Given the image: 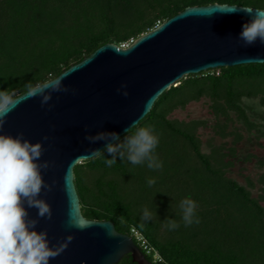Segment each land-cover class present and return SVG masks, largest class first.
Listing matches in <instances>:
<instances>
[{
    "label": "trees",
    "instance_id": "obj_1",
    "mask_svg": "<svg viewBox=\"0 0 264 264\" xmlns=\"http://www.w3.org/2000/svg\"><path fill=\"white\" fill-rule=\"evenodd\" d=\"M214 3L264 8V0H0V91L22 95L29 83L57 77L105 43L135 41L186 7ZM202 97L210 98L216 117L231 121L233 112L247 128L254 127L242 98L259 97L264 104V63L189 74L155 100L137 127L154 129L161 169L133 165L119 155L108 167L105 160L113 156L105 149L75 165L82 215L113 222L151 264H264V188L255 198L226 175L233 163L225 158L234 149L207 155L200 149L197 123L169 119L175 109ZM148 178L156 183L148 186ZM185 198L196 202L198 224L183 223L179 205ZM145 208L152 219H143ZM169 219L179 227L169 230ZM117 264L138 263L127 254Z\"/></svg>",
    "mask_w": 264,
    "mask_h": 264
},
{
    "label": "water",
    "instance_id": "obj_2",
    "mask_svg": "<svg viewBox=\"0 0 264 264\" xmlns=\"http://www.w3.org/2000/svg\"><path fill=\"white\" fill-rule=\"evenodd\" d=\"M243 7L218 3L186 7L128 47L105 43L65 69L58 76L67 73L62 85L69 90L52 91L47 104H41L39 95H19L0 134L22 133L33 144L41 142L44 151L38 163H50L41 170L42 177L47 184L55 181L52 191L42 190L38 197L51 206V219L39 218L38 209L27 203L24 207L30 219L38 220L35 230L47 231L50 247L73 236L49 264H117L127 254L138 264H151L133 238L118 232L113 222L82 215L73 163L92 149L106 147L107 141L92 143L86 136L116 132L121 137L165 90L187 75L264 63V44L257 40L245 45L238 38L242 25L252 18Z\"/></svg>",
    "mask_w": 264,
    "mask_h": 264
},
{
    "label": "clouds",
    "instance_id": "obj_3",
    "mask_svg": "<svg viewBox=\"0 0 264 264\" xmlns=\"http://www.w3.org/2000/svg\"><path fill=\"white\" fill-rule=\"evenodd\" d=\"M242 10L252 15V18L242 25L238 38L245 45H253L257 40L264 44V8L243 7ZM66 74L50 77L35 85L29 83L25 86L24 95L29 98L39 95L42 97L41 104H47L51 99L52 91L67 92L69 90L62 85ZM121 87L126 89L125 85ZM122 95L127 97L128 92L124 90ZM19 100L20 96L10 89L0 91V129L8 114L17 107ZM138 123V121L133 123L125 130L128 133L131 128H136V131L126 135L122 142H118L120 137L116 132H99L85 138L92 143L107 141L105 150L113 156V159L105 160L108 167L116 163L115 156L119 155L121 160L126 156L133 165L146 163L151 170L161 169L163 163L154 155L159 138L154 134L153 128L137 127ZM44 139L46 140L47 137ZM43 151L41 142L33 144L23 139L22 133L17 137L0 134V264H49L50 259L65 251L73 240V236L69 235L57 246L50 247L47 231L35 230L38 220L30 219L24 207L27 203L28 207L38 209L39 218L51 219L52 217L51 206L44 199L38 198L42 190L50 192L55 184V181L47 184L42 177L41 170H47L50 167L48 161L38 163ZM102 154L101 150L92 149L90 155L77 157L73 166L98 158ZM155 183L154 178H148V186H153ZM179 207L185 226L200 222L196 216L197 204L194 200L185 198L180 202ZM152 217L153 213L145 208L143 219L150 220ZM69 223L74 224L73 221ZM74 226L83 228L85 225L82 222H75ZM167 227L169 230H175L179 224L169 219Z\"/></svg>",
    "mask_w": 264,
    "mask_h": 264
},
{
    "label": "rangeland",
    "instance_id": "obj_4",
    "mask_svg": "<svg viewBox=\"0 0 264 264\" xmlns=\"http://www.w3.org/2000/svg\"><path fill=\"white\" fill-rule=\"evenodd\" d=\"M211 105L210 98L202 97L175 109L169 119L179 123H197L196 136L200 149L207 155L214 149L221 153L234 149L230 158H225V161L233 163L225 173L258 198L264 188V104L259 97L242 98V105L254 124L252 128H247L233 112L230 113L231 121L216 117ZM232 134H238L241 138L237 139ZM261 204L264 206V201Z\"/></svg>",
    "mask_w": 264,
    "mask_h": 264
},
{
    "label": "built area",
    "instance_id": "obj_5",
    "mask_svg": "<svg viewBox=\"0 0 264 264\" xmlns=\"http://www.w3.org/2000/svg\"><path fill=\"white\" fill-rule=\"evenodd\" d=\"M132 42H134V41H133V40H130L129 42L123 43V44H121V45H119V46L122 47V48H126V47H128ZM133 236H134L137 240H142L141 235H140L136 230H133Z\"/></svg>",
    "mask_w": 264,
    "mask_h": 264
}]
</instances>
